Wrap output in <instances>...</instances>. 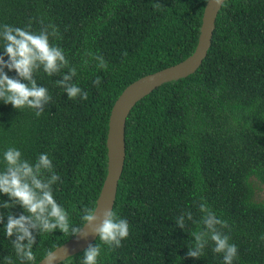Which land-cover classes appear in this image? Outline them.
Returning a JSON list of instances; mask_svg holds the SVG:
<instances>
[{"label": "trees", "instance_id": "16d2710c", "mask_svg": "<svg viewBox=\"0 0 264 264\" xmlns=\"http://www.w3.org/2000/svg\"><path fill=\"white\" fill-rule=\"evenodd\" d=\"M207 1L0 0V25L31 23L33 32H39L41 21L57 27L59 36L50 41L77 68L73 82L88 92L87 100L68 99L55 84L67 69L52 76L40 69L35 78L52 99L39 117L33 109L0 101V171L9 147L32 162L48 154L60 176L54 198L79 225L83 209L97 206L107 176V135L116 100L135 81L194 53ZM2 47L0 40V54ZM94 55L104 57L106 70L97 68ZM258 185L264 188V0H226L198 71L154 90L127 119L114 211L129 222V235L111 250L97 238L98 264H223L211 241L201 258L186 255L191 233L203 228L202 199L227 221L222 231L238 248L233 264H264ZM8 200L0 194V201ZM189 211L193 220L185 218V228H179L174 219ZM0 212V264H7L6 256L22 264L4 227L9 212L19 216L24 209L17 205ZM73 237L59 230L38 234L36 264L48 249ZM83 252L68 264H81Z\"/></svg>", "mask_w": 264, "mask_h": 264}, {"label": "clouds", "instance_id": "9594fccd", "mask_svg": "<svg viewBox=\"0 0 264 264\" xmlns=\"http://www.w3.org/2000/svg\"><path fill=\"white\" fill-rule=\"evenodd\" d=\"M214 3L221 7L223 0H214ZM58 36L57 27L51 23L45 25L43 21L39 32L32 31L31 23L25 27L0 25V40L3 41V54H0V101L11 104L17 110L26 107L33 109L39 117L52 99L48 89L37 83L35 73L40 69L48 76L67 69V74L63 73L55 84L63 88L68 99H88V92L73 82V78L77 76V68L70 66L64 50L50 41V38ZM92 58L97 61V68L107 69L103 56L94 55ZM5 69L8 72L15 71L16 76L10 77ZM93 83L100 85L101 78L97 76ZM3 160L6 167L0 171V194L8 196L9 200L0 201V208L12 209L19 205L24 209L19 216L8 213L4 233L11 240L22 264H36L33 248L37 235L41 233L51 234L59 230L63 234L83 238L95 235L110 250L120 247L121 241L128 237L129 222L113 209L98 211V206L95 205L85 207L80 216V224L73 225L70 222L69 213L53 195V185L60 180V176L53 170L48 154L42 153L32 162L24 159L17 148L9 147L3 153ZM198 208L202 214L199 223H202L203 228L191 233L194 241L187 246L186 255L201 258L211 241L214 244L213 251L222 254L223 264H233L238 248L230 242L229 235L222 231L228 228L227 221L218 217L203 199ZM185 218L193 220L192 213L189 211L174 219L181 229L185 228ZM3 221L4 214L0 212V223ZM13 237L15 238L12 239ZM59 250L60 248L48 249L41 259L43 264H68L70 256L67 249L64 248L62 253ZM101 253V244H89L83 252L81 264H98ZM4 260L7 264H13L11 257L6 256Z\"/></svg>", "mask_w": 264, "mask_h": 264}, {"label": "water", "instance_id": "95a60500", "mask_svg": "<svg viewBox=\"0 0 264 264\" xmlns=\"http://www.w3.org/2000/svg\"><path fill=\"white\" fill-rule=\"evenodd\" d=\"M225 2L226 0H223L222 6L218 7L215 5L214 0L207 1L199 42L190 57L174 66L149 74L135 81L116 100L109 120L107 135L108 169L97 200L98 211H103L104 209L114 210L119 182L125 167L126 124L131 111L138 102L162 85L187 78L198 71L212 47L216 21ZM97 238L95 235H89L87 238L77 235L58 248H60L59 251L61 253L66 248L70 256L69 258H71L83 252ZM41 264H43V261H41Z\"/></svg>", "mask_w": 264, "mask_h": 264}, {"label": "rangeland", "instance_id": "374dc122", "mask_svg": "<svg viewBox=\"0 0 264 264\" xmlns=\"http://www.w3.org/2000/svg\"><path fill=\"white\" fill-rule=\"evenodd\" d=\"M255 200L257 202H264V188L261 185H258V190L256 192Z\"/></svg>", "mask_w": 264, "mask_h": 264}]
</instances>
